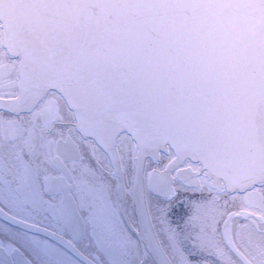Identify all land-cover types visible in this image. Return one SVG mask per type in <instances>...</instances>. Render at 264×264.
<instances>
[{
	"label": "snow or ice",
	"instance_id": "1",
	"mask_svg": "<svg viewBox=\"0 0 264 264\" xmlns=\"http://www.w3.org/2000/svg\"><path fill=\"white\" fill-rule=\"evenodd\" d=\"M21 2L0 264H264V0Z\"/></svg>",
	"mask_w": 264,
	"mask_h": 264
},
{
	"label": "water",
	"instance_id": "2",
	"mask_svg": "<svg viewBox=\"0 0 264 264\" xmlns=\"http://www.w3.org/2000/svg\"><path fill=\"white\" fill-rule=\"evenodd\" d=\"M2 25V43L8 52H19L24 44L31 40L27 32V16L21 0H4L0 8Z\"/></svg>",
	"mask_w": 264,
	"mask_h": 264
},
{
	"label": "flooded vegetation",
	"instance_id": "3",
	"mask_svg": "<svg viewBox=\"0 0 264 264\" xmlns=\"http://www.w3.org/2000/svg\"><path fill=\"white\" fill-rule=\"evenodd\" d=\"M0 25H1V23H0ZM2 38H3L2 27H0V50L6 51V49H5V47L3 46V43H2ZM9 59H11V57H9Z\"/></svg>",
	"mask_w": 264,
	"mask_h": 264
}]
</instances>
